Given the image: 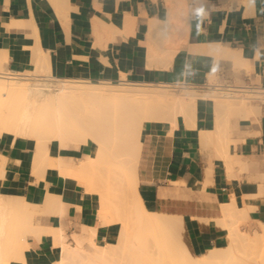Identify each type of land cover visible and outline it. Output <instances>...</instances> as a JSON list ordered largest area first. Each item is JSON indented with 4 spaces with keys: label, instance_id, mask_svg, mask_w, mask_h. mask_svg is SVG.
Wrapping results in <instances>:
<instances>
[{
    "label": "bare ground",
    "instance_id": "bare-ground-1",
    "mask_svg": "<svg viewBox=\"0 0 264 264\" xmlns=\"http://www.w3.org/2000/svg\"><path fill=\"white\" fill-rule=\"evenodd\" d=\"M185 1L187 4V0H166V18L146 20V39L142 43L149 67H168L184 45L190 15L187 6H183ZM18 25L25 24L19 22ZM94 25L99 37L101 28L107 38L112 39L116 33L135 34L137 18L125 13L120 25L99 18ZM193 49L210 51L217 58L244 66V70H258L256 57L220 43ZM5 61L0 54L1 65ZM6 73L8 71L0 66V136L11 134L32 140L34 178L40 179L51 169L65 176L68 186L74 182L82 184L84 195L89 196L97 208L100 224L110 226L116 233L107 236L101 234L97 226L86 224L82 231L88 235L89 249L80 242L70 244L66 238L67 226L62 222L64 210L69 208L65 194L51 191L42 201L43 213L57 219V224L53 225L36 218L38 202L23 194L0 192V264L13 261L21 264H264V221L257 220L259 227L250 232L243 226L241 230L244 209L234 195L231 202H222L221 206L222 220L228 226L226 243L205 253L193 254L182 239L181 215L148 209L138 189V161L145 120L164 122L172 128L180 123L197 128L204 143L215 144L216 149L212 150L222 159L229 179L237 176L238 170L253 171L264 166V155L260 161H251L231 152V144L237 143L238 135L234 133H238L239 122L229 119L231 114H238L243 120H254L260 109L252 101L261 97L264 88L217 85L210 92H200L185 84L182 85L185 89L173 91L170 83L135 81L125 72L121 73L119 82ZM214 76H209L210 81ZM207 97L213 101L214 123L200 127L198 109ZM53 143L56 149L51 147ZM78 143L89 145L85 158L76 160L62 153L64 147L74 144L76 147ZM7 161L0 155V177L4 175ZM212 168L210 164L207 172ZM121 192L122 199H126L125 212L129 211L125 215L124 211L120 212L118 202L113 210L109 200ZM44 234L52 238L55 259L51 263L29 259L33 245L29 236L38 243ZM74 236L79 238L77 233Z\"/></svg>",
    "mask_w": 264,
    "mask_h": 264
},
{
    "label": "crops",
    "instance_id": "crops-1",
    "mask_svg": "<svg viewBox=\"0 0 264 264\" xmlns=\"http://www.w3.org/2000/svg\"><path fill=\"white\" fill-rule=\"evenodd\" d=\"M185 3L183 6H187L190 14L186 43L184 40L171 64L164 68L147 65L142 41L146 39L147 19L166 18V0H0V54L6 58L0 66L20 73L112 82L120 81L121 73L125 72L131 80L184 82L200 91L210 90L209 76L213 74L217 83L264 88V0ZM125 13L137 18L135 34L116 33L109 39L100 28L102 36L97 35L94 25L97 18L120 25ZM19 22L25 25H18ZM213 43L253 55L258 70L252 75H236L229 59L193 49ZM200 104L197 124L208 127L214 123L213 101L208 97ZM261 106L264 121V101ZM258 130L236 145L231 144V152L251 161L262 160L264 126ZM25 138L0 136V155L8 160L0 177V191L21 193L38 203L48 192L65 194L69 208H65L62 222L68 230L75 228L76 233H82V226L87 224L97 226L101 234H114L110 226L100 224L97 208L84 195L82 184L74 182L68 186L66 177L51 169L40 179L34 178L33 147ZM142 144L138 189L144 204L151 210L181 215L183 233L193 253L202 254L225 244L228 228L222 220L221 206L231 202L233 195L244 209L242 216L246 220L264 221V166L227 178L222 159L212 150L214 145L202 143L198 129L183 124L172 128L164 122L145 120ZM89 150L82 145L79 149L64 148L62 153L82 158ZM210 164L213 168L208 173ZM50 218L56 224L55 217ZM52 252L50 238L44 234L30 249L29 259L42 260Z\"/></svg>",
    "mask_w": 264,
    "mask_h": 264
},
{
    "label": "rangeland",
    "instance_id": "rangeland-1",
    "mask_svg": "<svg viewBox=\"0 0 264 264\" xmlns=\"http://www.w3.org/2000/svg\"><path fill=\"white\" fill-rule=\"evenodd\" d=\"M231 64V63H230ZM232 65V64H231ZM235 65V64H234ZM232 65V70H233V72H234V74H240V73H246V74H250V75H252L253 74V71L254 70H244V66H242L241 65V67L239 66H237V65ZM3 70H5L4 68H3ZM29 74H34V73H29ZM30 76V75H29ZM214 76V75H213ZM214 78H215V80H214ZM214 78H212L211 79V81H212V83H214L213 85H211V88L212 87H215V86H224V87H238V88H245V87H247L246 85H236V84H230V83H217L216 82V75L214 76ZM32 80V79H31ZM95 82H99V81H95ZM113 82H119V81H113ZM171 85L169 86V88L170 87H172V88H174L175 90H173L172 88H170V89H172L173 91H180L181 90V88L182 89H185L184 87H182V85H178V84H175V83H170ZM174 84V85H173ZM211 88H210V90H209V92L211 91ZM247 88H250V87H247ZM258 89H262L261 87H258ZM262 90H264V89H262ZM200 91V90H199ZM200 92H207V91H200ZM262 94V92L260 93V95L259 96H261V97H263L264 95V91H263V94ZM261 97H258V98H255L252 102L254 103V104H256V105H259V109H260V111L259 112H257L256 113V120L254 119H246V120H243V119H241L242 117L241 116H238V114H231L230 115V122H235L236 120H238V124H237V126H238V133H237V140H236V142L238 143L239 141H242L243 140V138H245L247 135H253V134H256V133H258L259 132V130L258 129H261V127L262 126H264V121L261 119V116H262V106H261V102L262 101H264V99L263 98H261ZM208 98V97H207ZM239 118V119H238ZM255 122V123H254ZM180 124H182V123H180ZM255 124V125H254ZM257 125V126H256ZM241 134V135H240ZM4 135V134H3ZM240 136H242V137H240ZM240 137V138H239ZM87 139L88 140H92V138H91V136H87ZM31 141V144H33L32 142V140H30ZM202 141V140H201ZM202 143H204L203 141H202ZM236 143V144H237ZM89 144V143H88ZM204 144H206V143H204ZM234 144V143H233ZM236 144H234V145H236ZM75 145V144H74ZM74 145H68V146H66V147H64V148H68V147H72V148H77V149H79L82 145H84V144H81V143H78V145H76V147H74ZM90 146H92L93 145V142H91L90 144H89ZM89 145H87V146H89ZM214 145V147H215V149H216V146H215V144H213ZM78 146V147H77ZM51 147L54 149V148H56V144H51ZM85 156H86V154L82 157V158H76V160H80V159H83V158H85ZM215 156H216V154H215ZM206 171H207V169H206ZM237 171V170H236ZM241 171H248V170H238L237 171V175H238V173L239 172H241ZM208 173H210V172H208ZM0 192H3V193H12V194H21V193H13V192H10V191H7V190H3V191H0ZM49 193V192H48ZM120 194H121V196H120ZM119 194V196L118 197H111L109 200H110V202H111V205L112 206H114V208H113V210L116 208V205L117 204H115L116 202H118V205L121 207L120 208V212H121V210L122 211H124V215L126 214V213H128L129 211H127V212H125V210H127V209H125V205H126V203H125V200L126 199H122L124 196H123V194H122V192ZM24 195V194H23ZM119 197H121V198H119ZM113 199V200H112ZM115 199V200H114ZM119 201H118V200ZM112 200V201H111ZM117 200V201H116ZM121 200H123V201H121ZM109 202V203H110ZM112 202H114V203H112ZM120 203V204H119ZM123 203H125L124 205H123ZM42 201L41 202H39L38 203V208H37V214H36V218H38L39 220H40V222H42V223H45V224H49V223H51V222H53V225H55V221H52V218H50L51 216H49V215H46V214H44L43 213V211H42V209H43V207H42ZM124 206H122V205ZM149 209V208H148ZM222 209V208H221ZM151 210V209H150ZM222 214H223V211H222ZM100 219V218H99ZM240 219H242V220H240V223H241V230H243L244 228H245V231H251V230H253L254 228H258L259 227V223H258V221L256 222V221H248V220H246V219H244V218H240ZM37 220V219H36ZM56 221H57V219H56ZM56 224H57V222H56ZM226 226H227V224H226ZM242 226L244 227V228H242ZM227 228H228V226H227ZM78 229H75V228H71V229H67V231H66V238H67V240L69 241V243L70 244H76V243H82V245L84 246V247H86V248H88L89 249V243H88V235L86 234V233H84L83 231H82V233H77L78 234V237L79 238H76L75 236H74V233H76L75 231H77ZM240 230V229H239ZM240 232V231H239ZM113 233L115 234L116 233V231H113ZM227 233H228V229H227ZM228 235V234H227ZM49 238H50V242L52 241V238L50 237V236H48ZM182 239L184 240V241H186V238L184 237V233H182ZM29 240L32 242V247H31V251H32V249H33V247H35L36 246V240L34 239V237L33 236H29ZM227 240H228V236H227ZM186 243H187V241H186ZM226 243V242H225ZM188 244V243H187ZM189 246V245H188ZM221 246V245H220ZM92 249H94L93 247H92ZM192 252V251H191ZM193 253V252H192ZM193 254H195V253H193ZM55 258H54V256H53V252L51 253V255H50V257H46L45 259H42V260H38L39 262H41V263H51V262H53V260H54ZM31 260H37V259H31ZM13 264H21V263H18V262H16V263H13Z\"/></svg>",
    "mask_w": 264,
    "mask_h": 264
},
{
    "label": "built area",
    "instance_id": "built-area-1",
    "mask_svg": "<svg viewBox=\"0 0 264 264\" xmlns=\"http://www.w3.org/2000/svg\"><path fill=\"white\" fill-rule=\"evenodd\" d=\"M16 72H17V71L8 70V73H6V74H8V75H17ZM175 84H178V85H185L186 83H184V82H178V83H175Z\"/></svg>",
    "mask_w": 264,
    "mask_h": 264
}]
</instances>
